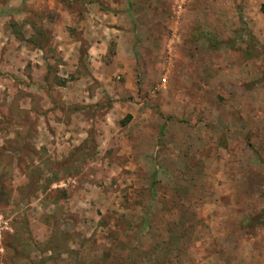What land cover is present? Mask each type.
<instances>
[{"label":"rangeland","instance_id":"obj_1","mask_svg":"<svg viewBox=\"0 0 264 264\" xmlns=\"http://www.w3.org/2000/svg\"><path fill=\"white\" fill-rule=\"evenodd\" d=\"M0 264H264V0H0Z\"/></svg>","mask_w":264,"mask_h":264}]
</instances>
